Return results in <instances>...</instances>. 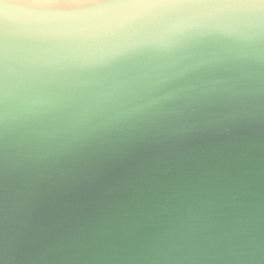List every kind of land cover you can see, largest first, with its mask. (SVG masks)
Returning a JSON list of instances; mask_svg holds the SVG:
<instances>
[{
  "label": "water",
  "instance_id": "95a60500",
  "mask_svg": "<svg viewBox=\"0 0 264 264\" xmlns=\"http://www.w3.org/2000/svg\"><path fill=\"white\" fill-rule=\"evenodd\" d=\"M0 264H264V0H0Z\"/></svg>",
  "mask_w": 264,
  "mask_h": 264
}]
</instances>
